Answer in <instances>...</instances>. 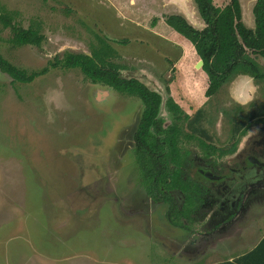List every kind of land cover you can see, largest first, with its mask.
<instances>
[{
  "label": "rangeland",
  "instance_id": "rangeland-1",
  "mask_svg": "<svg viewBox=\"0 0 264 264\" xmlns=\"http://www.w3.org/2000/svg\"><path fill=\"white\" fill-rule=\"evenodd\" d=\"M229 1L213 0L219 7ZM109 2L0 0V16L44 36L38 47L14 48L8 42L11 29L0 22V54L31 74L66 52L90 55L105 42L113 48L115 61L124 31L133 27L123 26L120 19L126 12L137 18L145 12L122 56L167 68L163 81L181 78L186 97L180 99L182 109L190 118L193 110L203 113L197 125L205 135L196 137L222 150L236 143L234 153L216 161L221 172V161L232 159L236 149L241 152L264 127V82L237 75L206 97L207 75L192 66L198 55L186 39L182 37L193 53L176 42L165 46L166 57L146 47L160 44L148 30L154 19L165 21L169 13L185 15L202 29L194 2L170 9L159 7L158 0H149L146 9L138 3L123 7L121 0L107 7ZM239 3L244 24L253 29L255 0ZM162 87L165 100L168 87ZM141 107L138 98L92 84L79 69H50L27 84L13 82L0 71V264H215L243 255L258 243L264 235V209L256 204L221 232L220 224L206 226L208 211H201L195 225L175 227L168 222L166 206L147 198L132 141ZM160 114L166 126L172 123L165 108ZM240 123L245 124L237 126ZM237 127L245 133H234ZM196 145L195 140L185 144L191 158H200ZM198 158L195 169L201 163ZM174 197L181 202L179 193Z\"/></svg>",
  "mask_w": 264,
  "mask_h": 264
},
{
  "label": "trees",
  "instance_id": "trees-1",
  "mask_svg": "<svg viewBox=\"0 0 264 264\" xmlns=\"http://www.w3.org/2000/svg\"><path fill=\"white\" fill-rule=\"evenodd\" d=\"M193 2L205 25L202 29L195 28L181 15L166 16L165 23L191 43L203 62L201 69L208 80L205 96L217 94L237 75L249 76L257 83L264 82V0H255L253 5V29L246 27L242 20L239 0H230L224 7L216 6L213 0ZM0 22L3 28L11 29L12 35L8 42L14 48L38 47L44 39L37 29L11 25L4 16H0ZM155 23L154 19L152 25ZM114 55L113 48L102 42L100 48L90 51V55L66 52L61 58L55 57L49 67L28 74L0 54V71L13 82L27 84L36 77L45 75L50 69H79L92 84L106 86L120 95L138 98L143 109L133 135V152L141 186L147 198L167 206L166 216L173 226L186 229L183 220H193L191 212L200 204L201 198L199 185L187 175L190 151L184 144L195 140L204 151L213 149L196 137V134L205 135L203 129L197 125L203 113L197 110L190 118L168 96L164 106L173 121L165 126V120L160 115L162 95L137 79L122 77L121 67L113 60ZM258 57L263 60L262 64L258 62ZM166 92L169 94L168 88ZM244 124L237 126L242 127ZM237 132L244 134L245 130L237 127L234 133ZM235 147L236 143L230 151ZM173 190H179L183 194L181 210H178L170 193ZM215 264H264V237L251 251L232 261Z\"/></svg>",
  "mask_w": 264,
  "mask_h": 264
},
{
  "label": "flooded vegetation",
  "instance_id": "flooded-vegetation-1",
  "mask_svg": "<svg viewBox=\"0 0 264 264\" xmlns=\"http://www.w3.org/2000/svg\"><path fill=\"white\" fill-rule=\"evenodd\" d=\"M168 96H171L170 93ZM165 100H163L162 97L160 113L161 109L165 108ZM142 109L143 108L141 107V111ZM141 111L139 113V119ZM166 113L168 112L166 111ZM132 141L134 146L133 136ZM205 144L208 145L207 141H205ZM196 146V150L198 151L200 158H191V151L188 149L190 154L188 156L189 162L187 175L194 183L199 185L201 202L191 212V218L193 220L188 222L182 219L184 224L194 223L195 225L199 223L197 220L198 215H200L201 211H205V213L208 211V215L206 214V217L203 219L205 220L207 217L210 218L208 223L205 222L206 226H211L212 223L218 225L220 224V231L222 232L225 229L230 228L234 223V219L237 218L243 211L254 207L252 206L253 204H256V208L261 207L264 209V127H261L260 131L254 134L251 140L246 142V146L241 152L238 153L236 149V155L232 159H230L228 162L221 161L220 166L224 169L223 170L220 168L221 172H217L216 161L220 160V158L226 154H229L230 152L234 153V150L230 151L232 147L229 148L230 150H222L214 146H210L213 149H207L204 151L198 143ZM220 153L223 154L219 155ZM195 158H198V161H201L199 164L200 166L196 169L193 165L195 163ZM191 161H193V163ZM191 170H193L192 173ZM170 193L178 210H181L184 203L182 192L179 190H173ZM174 193L180 194V203L177 202L176 198L174 197ZM152 202L155 203L154 201ZM168 222L173 225L169 219ZM196 227H200V224ZM196 234H199V236H204L205 238L207 235V233Z\"/></svg>",
  "mask_w": 264,
  "mask_h": 264
},
{
  "label": "crops",
  "instance_id": "crops-1",
  "mask_svg": "<svg viewBox=\"0 0 264 264\" xmlns=\"http://www.w3.org/2000/svg\"><path fill=\"white\" fill-rule=\"evenodd\" d=\"M108 1H110V2L108 3L107 7H109L110 5L112 6L113 5V3H111L112 0H108ZM148 1L149 0H121V3L123 5V7H130V8H131V6H135L138 3L139 7L141 9L142 8L146 9ZM152 1H156V0H152ZM158 2H157V4H159V7L163 6L165 9H170L171 7H177V6H182V8H183L186 3H188V2L191 3V2H193V0H158ZM169 15H177V14H170L169 13ZM178 15H181L186 19L185 15H182V14H178ZM146 16L147 15L145 12L141 13L140 18L133 17V15L126 12V14L123 16V18L120 19V21L123 23V26H124V24L133 26V27H129V29L124 31V39L125 40L121 41L124 44L119 45V47L120 46L123 47V48L120 47L121 49L126 48L125 45H127L128 42L132 41V37H134V35L138 33V28H141V27H138L139 26L138 21H142ZM153 17H155V16H153ZM201 21H202V19H201ZM202 23H203V21H202ZM202 27H204V23H203ZM197 29H201V28H197ZM148 31H149V33H151L150 36L158 39L160 42V44H158V46H156L154 44H153L154 46L152 44H149L148 46H146V47H150V48H148V52H151V54H153V55H154V53H156V54L160 53L159 55H161V54L165 55V52H164L165 46L169 45V43H173V42H176V43L180 44L181 46L184 45L183 47H188V49H190L191 53H193L190 45L187 44L183 40V39H185L184 37L182 39V36L176 32L178 35H180L181 38L180 39L175 38L176 37L175 35H177V34L174 32V30L171 27H169L165 23V21L162 19V17H160V18L158 17V20L156 21V23L154 25H151L150 30H148ZM113 43L115 44V42H113ZM115 46H116V44H115ZM121 49H120V51H121L120 54L117 53V58H116L115 62L121 67L120 73H121L122 77L127 78V79H129V78L137 79L140 82L144 83L149 89L157 91L159 93H161V90L163 89L162 86L167 85V87L169 89V93L171 92L170 93L171 97L178 104L180 102V99L184 98V100H185L186 97L183 93L184 88H183V85H181V78L179 79V77H177V79L173 82L163 81V77L168 76L167 72H166L167 68L161 69L158 66V64L152 60L149 61V60H146L143 58L133 59L129 56H122L123 55L122 53L125 50H121ZM184 51L185 50L183 48V50H181L180 55L178 57H180ZM165 57H166V55H165ZM199 61H200V58L198 57V60H196V56H195L193 63H192V66L195 64V69L201 71V67L199 69L197 68V64ZM175 62H174V64H175ZM174 67L177 68L178 66L175 65ZM201 73H203V72H201ZM159 82L163 83L162 86ZM179 105H181V107H184L183 104H179ZM184 109L186 110L187 108H184ZM188 111L190 112V110H188ZM193 111L196 112L197 110H193ZM263 237H264V235L261 237V239ZM260 240L258 241V243L260 242ZM257 244L255 246H257ZM235 258H230L227 261H232ZM223 262H225V261H223Z\"/></svg>",
  "mask_w": 264,
  "mask_h": 264
},
{
  "label": "water",
  "instance_id": "water-1",
  "mask_svg": "<svg viewBox=\"0 0 264 264\" xmlns=\"http://www.w3.org/2000/svg\"><path fill=\"white\" fill-rule=\"evenodd\" d=\"M203 62L200 60L197 64V67H202Z\"/></svg>",
  "mask_w": 264,
  "mask_h": 264
}]
</instances>
